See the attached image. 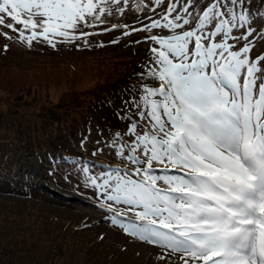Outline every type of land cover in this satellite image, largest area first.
<instances>
[{
    "label": "snow or ice",
    "instance_id": "1",
    "mask_svg": "<svg viewBox=\"0 0 264 264\" xmlns=\"http://www.w3.org/2000/svg\"><path fill=\"white\" fill-rule=\"evenodd\" d=\"M164 4L136 0L134 10L156 13ZM245 4L167 0L158 19L104 29L146 33L136 43L150 44L151 63L140 78L156 86L142 84L130 103L137 120L123 134L129 139L116 133L108 145L125 168L81 171L111 224L171 264H264V51L253 55L264 43V14ZM129 7V0H0V37L29 48L77 40L87 47L95 33L83 28Z\"/></svg>",
    "mask_w": 264,
    "mask_h": 264
},
{
    "label": "rangeland",
    "instance_id": "2",
    "mask_svg": "<svg viewBox=\"0 0 264 264\" xmlns=\"http://www.w3.org/2000/svg\"><path fill=\"white\" fill-rule=\"evenodd\" d=\"M144 2L149 3V0ZM129 3V10L123 16L114 14L107 17L103 25L82 29L95 33L87 38V47L83 41L77 40L73 44L58 43L55 49L46 42H34L29 48L18 40L0 37L5 53L3 64H0V116L13 112L16 113L13 118L17 119L12 126L6 124L7 128L0 132V140H5L0 143V150L7 149L0 152V168L6 165L12 170L10 174L8 171L0 172V264H97L86 251L91 242L93 247H104L103 254L110 264H171L167 258L158 259L163 255L158 247L125 235L119 227L113 226L111 214L100 206L101 198L86 183V174L81 171L84 167L89 168L91 175L125 168L124 162L108 145L116 133L123 136L127 129L122 124L116 128L113 119L100 107L102 112L95 114L89 129H82L78 139L70 142L59 139L56 151L28 156L14 145L7 146L10 141L14 143L20 138L15 134L18 127L22 129L40 118L38 109L41 103L56 104L61 90H56L52 84L57 83L58 72L64 73V79H68L63 80L62 87L66 90L75 83L73 71L65 67L67 63L87 62L80 68L88 71L90 63H100L105 54H112V51L120 54L138 46H150L136 41L129 44V37L134 39L136 35H119L122 29L104 31L120 19L133 17L137 12L134 10L136 0H129ZM166 5L167 0L163 7ZM247 9L253 15L261 14L256 8ZM259 26H264V21ZM9 34L15 37V33ZM139 34L143 38L146 35L143 32ZM153 34L168 35V32L154 30ZM116 35L119 36L113 38ZM117 39L119 43H112ZM5 45L8 46L7 51L4 50ZM259 51H264V43L254 49L253 55ZM45 82L49 86L42 85ZM16 106L19 107L15 109ZM123 139L129 137L123 136ZM68 222H71L70 227H61ZM73 224H77L75 229ZM18 226L21 234L15 232L13 242H9L8 231H17ZM50 237L54 242L50 243Z\"/></svg>",
    "mask_w": 264,
    "mask_h": 264
},
{
    "label": "trees",
    "instance_id": "3",
    "mask_svg": "<svg viewBox=\"0 0 264 264\" xmlns=\"http://www.w3.org/2000/svg\"><path fill=\"white\" fill-rule=\"evenodd\" d=\"M210 2V0H205ZM245 7H253L260 10L261 14H264V0H246ZM164 10V7L157 9L156 13L145 9L143 13L136 12L130 20L120 19L116 25H128L140 27L141 22L148 23L149 21L145 17L152 16L154 18L159 17ZM119 22V23H118ZM123 31V30H122ZM122 31L119 35H122ZM136 38L132 39L129 37L127 41L133 45L134 41L138 39L143 40V36L139 33H134ZM116 35L113 38H117ZM150 46L141 47L138 46L133 50L128 49L121 52L120 54L112 51V54H105L103 60L100 63H90V70H81L80 66L86 65L87 62L79 61L78 63H67L65 66L70 71H73L75 76V83L67 88L62 87L65 74L59 73L56 78L57 83L52 84L57 90H61L58 95V99L55 105L49 102L42 104L39 107L38 114L40 118L35 119V123L30 125H24L22 129L18 127L15 130L16 137H20L14 140V143L10 141L7 146L14 145V148H19V151H24L26 155L30 156L35 154L38 156L42 153H48L56 151L58 140L64 138L66 142L70 140L78 139L81 135L82 129L87 131L89 128L90 121L99 111L104 112L113 119L116 124V128L119 125H124L125 129L129 127L130 122H135L136 110L130 108L129 105L138 102V96L141 92V85L148 83L149 86H156L149 80H141L140 75L142 72L147 70V66L150 65L151 53L149 51ZM5 53L2 51V45H0V64L4 61ZM3 64V63H2ZM64 65V63H63ZM77 65V67H75ZM97 65V66H96ZM84 69V68H83ZM63 70V69H62ZM64 72V71H62ZM80 75L79 77H77ZM43 83L42 85H46ZM46 86H49L47 84ZM19 107L16 106L15 109ZM99 107L102 109L99 110ZM36 114V115H38ZM129 117L130 115H132ZM16 113H7L0 116V132L2 129L13 125V122L17 120L13 118ZM3 124L5 125L3 128ZM11 128H9L10 130ZM118 130V129H116ZM6 141H9L6 139ZM5 140H0L2 144ZM7 151L0 150V152ZM8 171L9 174L12 172L8 166L0 168V172ZM70 227L71 222L62 224L61 227ZM77 224H73L72 228L75 229ZM60 227V228H61ZM10 229V228H9ZM50 228H48L49 231ZM15 232L21 234V229L18 226L17 231H8L10 237L9 242H13L12 238ZM51 239V237H50ZM54 242L53 238L50 243ZM92 243V242H91ZM89 243L87 246V252L90 257L96 261L97 264H110L109 259L103 254L104 247L98 245L97 247L91 246ZM17 245V243L15 242ZM20 252L23 249L18 248ZM109 262V263H108ZM119 264V263H116ZM122 264V263H121Z\"/></svg>",
    "mask_w": 264,
    "mask_h": 264
}]
</instances>
